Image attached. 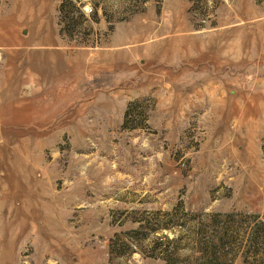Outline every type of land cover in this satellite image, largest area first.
I'll return each mask as SVG.
<instances>
[{"label": "rangeland", "instance_id": "1", "mask_svg": "<svg viewBox=\"0 0 264 264\" xmlns=\"http://www.w3.org/2000/svg\"><path fill=\"white\" fill-rule=\"evenodd\" d=\"M61 1L0 0V264H264V0Z\"/></svg>", "mask_w": 264, "mask_h": 264}, {"label": "trees", "instance_id": "2", "mask_svg": "<svg viewBox=\"0 0 264 264\" xmlns=\"http://www.w3.org/2000/svg\"><path fill=\"white\" fill-rule=\"evenodd\" d=\"M150 0H126V6L129 9V15H132L134 13L140 12L143 10L144 4ZM68 3H72V0H62L59 5V12L62 15L64 13L65 7ZM136 105V102H131L127 104L125 111H124V118H123V124L122 126L124 128H137L140 127V123H137V121H140L143 123L146 122L147 119V107H141L139 111L135 112L133 110V106ZM131 122V123H130ZM263 152H264V145H262ZM255 233V232H254ZM254 233L251 236V239L254 240L256 236H254ZM213 242V239L210 241ZM213 255L215 256L214 252ZM166 264V263H165Z\"/></svg>", "mask_w": 264, "mask_h": 264}, {"label": "built area", "instance_id": "3", "mask_svg": "<svg viewBox=\"0 0 264 264\" xmlns=\"http://www.w3.org/2000/svg\"><path fill=\"white\" fill-rule=\"evenodd\" d=\"M85 10H89V11H90V10H91V8L86 6V7H85Z\"/></svg>", "mask_w": 264, "mask_h": 264}]
</instances>
